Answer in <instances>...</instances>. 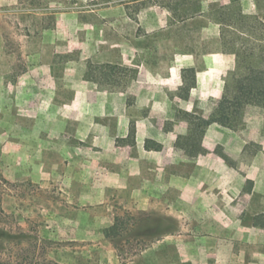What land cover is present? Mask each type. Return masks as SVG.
<instances>
[{
	"label": "rangeland",
	"instance_id": "obj_1",
	"mask_svg": "<svg viewBox=\"0 0 264 264\" xmlns=\"http://www.w3.org/2000/svg\"><path fill=\"white\" fill-rule=\"evenodd\" d=\"M231 1L0 4V227L28 234L0 233V264H264V229L219 236V179L240 181L241 225L264 209V106L212 124L200 156L176 144L240 76L224 45L264 52V0ZM182 54L203 70L187 97L153 71Z\"/></svg>",
	"mask_w": 264,
	"mask_h": 264
},
{
	"label": "trees",
	"instance_id": "obj_2",
	"mask_svg": "<svg viewBox=\"0 0 264 264\" xmlns=\"http://www.w3.org/2000/svg\"><path fill=\"white\" fill-rule=\"evenodd\" d=\"M234 1L232 0V2ZM223 18L221 22H225L228 26L233 25L230 17ZM224 49L236 54L237 73L240 76L236 78L233 87L227 89L209 117L191 115L187 134L179 137L177 140V145L182 147L189 155L194 156L204 152L202 139L206 128L212 123H218L223 126H236L248 105L264 106V52L257 55L253 47L237 46L234 39L229 40L228 45H224ZM183 78L184 85L182 91L185 97H187L196 84L194 69H184ZM130 135L134 136V130ZM0 212H3L1 200ZM0 233L9 234L6 229L1 227ZM9 236L14 237L18 243H21L28 234L21 231L18 234H9ZM0 249L2 248L0 247Z\"/></svg>",
	"mask_w": 264,
	"mask_h": 264
},
{
	"label": "crops",
	"instance_id": "obj_3",
	"mask_svg": "<svg viewBox=\"0 0 264 264\" xmlns=\"http://www.w3.org/2000/svg\"><path fill=\"white\" fill-rule=\"evenodd\" d=\"M9 1L10 0H0V4L4 3V2H9ZM203 56H206V55H203ZM213 57H215V58L219 57V73L223 72L224 70L229 68V66H230L229 60H231V59H229V57L226 54L219 52V55L216 54ZM120 61H122L123 63H128V61L125 59V57L123 55L120 56ZM170 62L171 63H169V65H167L165 68L161 67L163 65L161 62H159V61L156 62L154 65L158 69H153V71L158 72V73H160V72L163 73L165 75V80L168 83L175 81V84H177L175 87H181V89H182V87L184 85L183 70L191 68V69H194L195 74H196V84L192 89H194L196 87V85H198L200 83V75L202 74L203 70L195 67L196 62L192 61L191 55L182 54L179 57H176L174 60L172 59ZM152 67L153 66H150L148 64H143L140 67L139 71L141 73H143V72L148 73V72H151ZM137 81L142 83L141 78H139ZM212 124H214V123H212ZM211 125H209L207 128H209ZM150 128H151V126H147V131H149ZM207 128H206L204 137L202 139L203 149L205 148V139L207 138V134H208ZM188 129H189V126L187 128L186 133L179 136V137L186 135L188 132ZM155 144H158V145H156L157 146L156 148L158 151H160L161 145L159 143H155ZM176 144H177V141H176ZM177 146L179 148H181L186 154H188L182 147H180L179 145H177ZM204 152H205V149H204ZM204 152H202L198 155H194V156H200V155L204 154ZM190 156H193V155H190ZM220 165L222 166V169H220L221 171H219V173H223L224 165L223 164H220ZM224 182L225 181L223 178L219 179V191H220V193H219V236H222L224 233H226V234L232 235V236H230V238H237L239 241L247 243V244H245L246 246H248V245L256 246V241L253 240L250 235L256 234V231L258 229H264V209H261L258 213H252V212L248 211L246 214V217L252 218L251 224L241 225L240 224L241 221L238 220L239 208L237 207V205L233 204L232 206L229 207L228 205L225 204L226 200H230L231 198L235 197L234 192H236V193L239 192L240 181L235 178V180L234 179H228V180H226V183H224ZM225 186L227 187L226 189H224ZM259 187H260V179L257 178L255 180V183H254V188H252L251 192L252 193H258V194H262V193L264 194V189L261 190V189H259ZM260 190L263 192H261ZM225 217L231 219V221L226 222V224L224 225L222 223L223 220H221V219H223ZM240 234L242 236H243V234L244 235L247 234V236L242 237V236H240ZM234 235H236V236L234 237ZM223 241H224L223 238L219 237V242H223ZM233 242H236V241L233 240ZM233 242H231V243H233ZM219 249H220V246H219ZM209 264H235V262H234L233 257L225 258L223 255V252L219 251L218 255L216 257H214V260H211L209 262Z\"/></svg>",
	"mask_w": 264,
	"mask_h": 264
}]
</instances>
